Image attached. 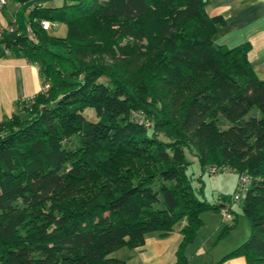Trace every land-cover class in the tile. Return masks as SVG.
Instances as JSON below:
<instances>
[{"label":"trees","instance_id":"16d2710c","mask_svg":"<svg viewBox=\"0 0 264 264\" xmlns=\"http://www.w3.org/2000/svg\"><path fill=\"white\" fill-rule=\"evenodd\" d=\"M14 1L20 35L0 44L36 67L41 90L0 121V264H125L110 255L182 219L172 264H188L201 214L222 207L198 199L185 155L247 177L248 236L217 264H264V80L247 43L213 44L222 20L208 0Z\"/></svg>","mask_w":264,"mask_h":264},{"label":"crops","instance_id":"0c3cea01","mask_svg":"<svg viewBox=\"0 0 264 264\" xmlns=\"http://www.w3.org/2000/svg\"><path fill=\"white\" fill-rule=\"evenodd\" d=\"M5 7L6 5L3 8ZM205 12L209 17H218L222 20V24L216 26L213 44L233 48L247 43L248 63L256 77L264 80V0H208ZM14 20L12 14L5 20V24L0 26L8 27ZM0 55L1 121L15 113L20 99L31 98L40 90V81L34 65L10 52ZM27 90L29 94L26 95ZM148 236L149 234L145 236L141 247L131 250L138 252L136 257H128L127 261L124 258L120 260H124L125 264H172L180 242L179 230L172 231L162 239ZM221 264L245 263L242 257H237Z\"/></svg>","mask_w":264,"mask_h":264},{"label":"rangeland","instance_id":"374dc122","mask_svg":"<svg viewBox=\"0 0 264 264\" xmlns=\"http://www.w3.org/2000/svg\"><path fill=\"white\" fill-rule=\"evenodd\" d=\"M14 0H6L5 9H0V25L5 24V20L9 19L12 14L14 17L19 16L21 9ZM54 5H59V1H52ZM25 15V14H24ZM19 18V17H18ZM52 36L63 37L65 35V27L58 25L57 28H49L47 30ZM41 90V88H40ZM26 91V95L29 94ZM31 92V88H30ZM17 113V109L14 111ZM84 117L88 121H94L92 111L86 109L83 111ZM255 115L251 112L248 116ZM147 126V123L144 124ZM186 160L191 162L186 168V175L190 178V185L194 191L202 186L201 195L196 193L199 200H204L208 204L217 207H229L231 215L235 218V226L228 230V233L220 237L222 228L229 225L230 222L225 221L220 212H204L200 216L201 227L197 230L196 236L191 244L184 249V255L188 264H217L219 259L240 245L248 236L249 225L247 220L241 214L239 204L232 201V196L238 186V177L232 172L226 170L222 173L210 174L207 170L200 171L197 163L191 156L185 155ZM198 178L200 181H198ZM185 225V219L180 220L173 227V231L177 232ZM148 237L156 238V234H149ZM138 252L121 248L113 252L110 256L116 259L128 257H136Z\"/></svg>","mask_w":264,"mask_h":264},{"label":"built area","instance_id":"2783aa9c","mask_svg":"<svg viewBox=\"0 0 264 264\" xmlns=\"http://www.w3.org/2000/svg\"><path fill=\"white\" fill-rule=\"evenodd\" d=\"M5 4H6V0H0V9H2L5 6ZM58 25H59L58 23H50V22H47V21H41L39 23V26L41 27V29L43 31H47L49 28H53V27L57 28ZM24 33H25L27 39H31L32 38V34H31V32H30V30H29V28L27 26H25ZM9 34H13L15 36H18V35H20V32L15 30V26L14 25H10L8 27L0 26V41L6 35H9ZM8 52H9L8 48L5 46V44L1 43L0 44V53L4 55V54H6ZM44 88H47V86H44ZM208 172L210 174H215L216 173L215 169H213V168L209 169ZM246 183H247V177L241 176L238 179L237 190H235L236 192L232 196V201H234L236 203H239L243 199ZM219 212H220L222 218L225 221L229 222L231 220V218H232L231 214L227 211L226 208L222 207Z\"/></svg>","mask_w":264,"mask_h":264}]
</instances>
